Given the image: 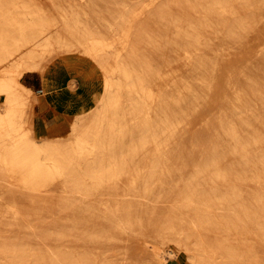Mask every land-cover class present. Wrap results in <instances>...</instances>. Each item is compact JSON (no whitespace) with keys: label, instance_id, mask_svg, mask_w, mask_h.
Returning a JSON list of instances; mask_svg holds the SVG:
<instances>
[{"label":"bare ground","instance_id":"1","mask_svg":"<svg viewBox=\"0 0 264 264\" xmlns=\"http://www.w3.org/2000/svg\"><path fill=\"white\" fill-rule=\"evenodd\" d=\"M170 2L194 20L186 28L211 32L223 49L168 61L147 87L137 66L118 63L117 51L104 67V92L79 100L64 91L54 109L65 123L41 133L34 111L42 100L20 79L45 76L52 56L80 46L73 35L79 20L66 19L59 29L58 21L35 11L0 19V167L35 193L75 184L65 188L62 202L44 200L34 209L35 216L67 218L0 221V264H116L106 255L113 248L128 264H168L176 254L151 242L157 237L175 241L192 264H261L256 246L228 238L233 232L264 245V0ZM171 6L164 7L168 13ZM6 8L0 3V12ZM128 80L133 99L125 103ZM75 143L87 151L81 160H91L84 173L74 168L80 161ZM145 155L159 160L151 173L162 178L148 180L136 171L135 160ZM111 190L115 209L104 211L110 219L71 217L79 196ZM82 206L83 214H94L93 205ZM144 236L151 238L147 245L132 243ZM89 246L98 249V260H91Z\"/></svg>","mask_w":264,"mask_h":264},{"label":"rangeland","instance_id":"2","mask_svg":"<svg viewBox=\"0 0 264 264\" xmlns=\"http://www.w3.org/2000/svg\"><path fill=\"white\" fill-rule=\"evenodd\" d=\"M190 1L194 3L196 0ZM0 3L7 7L4 12H0V19L6 18L9 13V17L19 20L35 11L39 15L49 16L54 21H58L57 27L59 29H62L63 21L66 19L76 17L79 20V25L74 29L73 35L76 43L80 42V46L74 47V49L68 52L52 56L48 61L49 71H47L45 76L39 73H25L20 79L22 83L23 77L26 74L36 75L43 83V92L45 94H48L50 88L54 91L67 90L75 98H79V100L82 98L92 100L97 94L99 95L104 92V67L109 62L113 63L117 51H121L118 63L128 64L132 68H136L137 66L143 78L142 82L147 87L150 84L149 80L156 71H162L168 61L175 64L177 59L213 56L223 49V46H221L223 42L211 39V32L199 29V27L197 30L186 28V24H190L187 21H192V19L183 16L182 9L177 6V3L176 5L172 4L170 0H0ZM168 3L172 5L170 8L171 13H168V9L164 8L168 6ZM22 7L24 8L22 9ZM191 23H195L194 20ZM83 36H91V38L84 40ZM103 43L112 46L106 50ZM153 81L156 80L153 79ZM131 85L132 82L128 80L126 91L123 92L125 103L133 99V95L130 93ZM35 93L41 101L43 99L41 94L44 93L38 91ZM3 101L4 97L0 96V103ZM52 112L54 118L51 122L57 121L54 107ZM34 113V117L36 118V108ZM62 122L65 123V120H62ZM127 122L128 125H132L134 121L127 120ZM43 124L38 119L37 129L39 130ZM105 131L115 141V133L112 135L108 127H105ZM67 138L64 136L60 140L66 142ZM80 148L81 146H77V143L73 145L77 158L80 159V161L74 162V168L79 173H84L87 171V165L91 160H81V158L86 157L87 151H81ZM134 148L140 149L137 146H134ZM143 158L135 160V163H137L135 166L136 171H141L143 176L148 180L158 177L162 178L163 174L160 172L158 174L151 173L154 170L152 167L153 163L159 160H152L147 158L146 155ZM78 163L83 166L77 167ZM3 171L4 168L0 167V221L12 218L63 219L68 217L64 213L35 216L34 209H40V203L44 200L50 205L62 202L67 196L65 188H72L75 185L74 182L70 184L59 183L56 186L57 188L35 193L34 191L20 187L15 177L6 175ZM77 178H80V176H77ZM137 186L141 187L144 185L138 184ZM74 202L76 204L74 210L78 214L72 215V218L76 220L103 221L111 218L109 214L105 215L104 211L108 213L115 209V192L113 190L94 192L86 198L79 196ZM105 202L108 204L103 205ZM13 203L17 204V207H6V204ZM83 204L93 205L91 209L94 211V214H83V210L87 209L82 206ZM121 217L126 218L124 216ZM221 230L224 231V229ZM150 239L147 236L142 238L134 237L132 243H137L139 244L138 246L143 247L150 242ZM153 239L151 242L156 241L161 243L164 250L175 252L176 258L168 256V264H192L188 260L182 259L181 248L175 241L164 240L162 237ZM228 241L229 244L234 245H245L248 243L256 246L255 250L261 259L260 262L264 264V245L263 247L258 246L257 238H246L245 236L235 238L232 232L229 235ZM192 244L194 245L195 241ZM124 245H128L127 242L124 241ZM87 251H89L92 261L98 260L99 252L96 247L89 246ZM106 255L108 259L115 260L116 264H128V261L119 256L114 248L107 252ZM177 256L180 257L177 258ZM227 260H231V258L228 256Z\"/></svg>","mask_w":264,"mask_h":264},{"label":"crops","instance_id":"3","mask_svg":"<svg viewBox=\"0 0 264 264\" xmlns=\"http://www.w3.org/2000/svg\"><path fill=\"white\" fill-rule=\"evenodd\" d=\"M24 85H26L27 87L33 89L35 92H41L44 93L43 91V83L42 81L39 79V77H37L34 74H26L23 77V82ZM65 91V90H64ZM64 91H54L49 89L48 94H41V96L43 97L42 101L40 104L37 105L36 107V118H35V128L37 131H39L40 133L43 132L46 129H52L55 126L58 125L59 122H62V120L64 119H59L58 114L56 112V118L57 121L51 122V120L54 118V114H53V107L55 106V101H57L59 98H61L62 94ZM67 91V90H66ZM40 120L41 122H43V126H41V128L38 130V126H37V120Z\"/></svg>","mask_w":264,"mask_h":264}]
</instances>
